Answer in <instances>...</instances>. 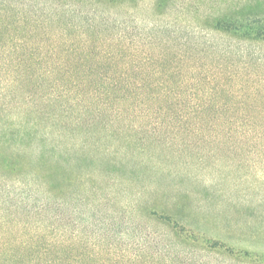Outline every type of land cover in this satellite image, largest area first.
Masks as SVG:
<instances>
[{
  "label": "trees",
  "instance_id": "trees-1",
  "mask_svg": "<svg viewBox=\"0 0 264 264\" xmlns=\"http://www.w3.org/2000/svg\"><path fill=\"white\" fill-rule=\"evenodd\" d=\"M160 1L154 0L153 7ZM134 2L137 0H83L76 4L0 0V80H5L7 89L0 101L8 99L22 112L17 119L0 121V147L8 150L4 154L0 150V203L4 205L0 225L17 220L21 237L9 241L4 235L0 264H96L93 258L83 260L86 246L80 240L68 241L66 234L69 224L75 232L81 228L79 218L71 220L70 214H82L89 204L99 207L103 191L90 190L95 197L88 198L84 193L88 182L80 175L76 177L77 191H70L65 141L81 136L78 127L86 116L113 118L119 123L131 115L145 118L154 110L170 108L173 103L168 106L166 97L174 96L175 91L169 86V76L176 70L177 110L189 109L188 96L195 91L189 83L196 66L184 48L188 42L180 36L177 69L172 67L174 46L169 37L153 31L179 34L142 19L132 22L127 12ZM183 6L177 8L184 11ZM115 12L122 17H112ZM197 28L209 37H224L225 50L231 45L237 51L264 47V0H240L232 9L207 13ZM144 46L152 48L142 51ZM149 64L147 71L145 65ZM201 74L216 84L213 100L200 101L193 110H230L215 99L219 91L225 93L229 88L227 79L221 77L223 72L208 77L203 68ZM74 113V119H69ZM30 114H34L32 119ZM203 122L228 137L243 129L264 130V117L238 113L200 116L195 124L200 127ZM100 175L97 178L105 180L103 173ZM94 217L95 213L88 222L91 229L100 223L107 228L114 224ZM94 233L91 237H96L98 245L111 246L116 237L113 230Z\"/></svg>",
  "mask_w": 264,
  "mask_h": 264
},
{
  "label": "rangeland",
  "instance_id": "rangeland-1",
  "mask_svg": "<svg viewBox=\"0 0 264 264\" xmlns=\"http://www.w3.org/2000/svg\"><path fill=\"white\" fill-rule=\"evenodd\" d=\"M56 1L76 4L83 0ZM239 1L162 0L155 8L154 0H137L127 12L134 23L142 19L179 34L153 31L169 37L176 69L177 44L180 36L186 39L184 48L196 66L188 83L195 91L188 96L189 109L177 110L176 70L169 76V86L175 91L174 96L166 97L168 106L173 103L170 108L154 110L145 118L131 115L119 123L113 118L86 116L78 127L81 136L65 141L70 191H77L78 175L88 182L84 192L88 198L95 197L90 190L103 191L99 207L89 204L82 214L69 216L71 220L78 217L81 228L75 232L69 224L66 238L83 242V260L93 258L96 264H264V130L243 129L228 137L204 122L200 127L195 124L200 116L226 113L264 117V47L237 51L231 45L225 50L224 37H209L197 28L207 13L232 9ZM179 5H184V11ZM112 15L121 18L123 14ZM151 66L145 65L147 71ZM203 68L208 77L223 72L221 77L227 79L229 88L214 96L230 110H193L194 104L213 100L216 84L198 75ZM5 89V80H0V95L6 94ZM20 114V108L8 99L0 101V121L17 119ZM33 117L30 114V119ZM101 173L106 181L97 178ZM3 208L1 202L0 214ZM94 213V218L112 221L113 226L100 223L91 229L88 222ZM18 226L17 220L0 225V241L6 234L9 241H18ZM112 230L116 237L111 246L98 245L96 237H91L93 232Z\"/></svg>",
  "mask_w": 264,
  "mask_h": 264
}]
</instances>
